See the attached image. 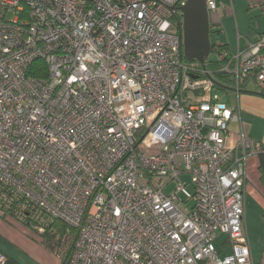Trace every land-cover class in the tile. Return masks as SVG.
<instances>
[{"label":"built area","instance_id":"2783aa9c","mask_svg":"<svg viewBox=\"0 0 264 264\" xmlns=\"http://www.w3.org/2000/svg\"><path fill=\"white\" fill-rule=\"evenodd\" d=\"M185 2L0 0V219L77 229L67 264H255L245 167L262 146L238 96L264 94V34L190 62L172 22Z\"/></svg>","mask_w":264,"mask_h":264},{"label":"crops","instance_id":"0c3cea01","mask_svg":"<svg viewBox=\"0 0 264 264\" xmlns=\"http://www.w3.org/2000/svg\"><path fill=\"white\" fill-rule=\"evenodd\" d=\"M219 4L223 7L221 10L222 16H227L230 14L229 7L221 3ZM231 6L233 0H229ZM252 5H264V0H250ZM262 13L264 14V8H262ZM241 34L239 30L237 31V37ZM264 34L246 32L241 37H247L249 40H254L258 35ZM244 39V38H243ZM237 40V39H236ZM242 42V41H241ZM243 43V42H242ZM225 44L230 48L229 50H236L237 42L234 47L227 41ZM250 90L242 91L238 96V105L240 108V117L242 122L244 132L252 139L253 142L259 143L262 148H264V95L258 92H249ZM257 93V94H256ZM237 125H231V130L235 133ZM259 153L249 155L246 161L245 174L246 181L244 184V223L246 227V232L248 236L251 256L255 264H264V239L257 237L260 233H264V183L261 179L260 171V159ZM260 210L259 213H257ZM12 225L11 222H17L11 218L1 219ZM0 222V226L2 225ZM4 224V223H3ZM7 226L8 225H3ZM4 227V228H5ZM0 229L6 233L11 232L14 229ZM3 233V232H2ZM14 235L13 233H10ZM20 234L23 238L20 240L22 243L25 242V235ZM0 251H2L8 257L9 264H40L37 259L45 264L44 260L37 258L32 253L25 250L22 251L23 258L17 256L15 253H11L10 250L4 247V243L0 239Z\"/></svg>","mask_w":264,"mask_h":264},{"label":"rangeland","instance_id":"374dc122","mask_svg":"<svg viewBox=\"0 0 264 264\" xmlns=\"http://www.w3.org/2000/svg\"><path fill=\"white\" fill-rule=\"evenodd\" d=\"M221 3L226 4L229 7L230 14H227V16L221 17V24L223 27L222 31L218 30V18L216 17V14L214 12H210L209 19H210V35L209 40L210 44H223L227 41L231 44L232 47L235 46L237 42V31L241 35H244L246 32H252V33H264V14L262 13V8H264V5H252L250 4V0H233V4L231 6L229 0H219ZM209 59L212 60L216 57L215 52H210L208 55ZM247 90H250L249 92H256L255 87L252 84H248L246 86ZM218 93L222 95V100L229 103H235V93L234 91H226V90H217ZM242 122L245 123V121L242 120ZM181 180L186 183L185 188L188 192L193 193L194 188L193 184L191 182L190 176L188 174H183L180 176ZM176 185L175 181H171L168 183V185L165 188V193H170ZM180 196L185 200V196L183 194H180ZM192 202H188L186 204L187 207H190ZM259 213L260 210H257ZM0 222L2 225L0 226V229H3L5 226L8 225L9 229H14L11 232L7 233L9 230L6 231H0V239L4 243V247L8 250H10L11 253H15L17 256L23 258L22 251L25 250L28 254V252L32 253L37 258H40L41 260H44L48 264H59L60 258L56 254V251H53L52 249L46 247L42 240L39 239V236L41 234L37 229L29 228L28 225L20 223V222H11L9 224L8 222L1 220ZM4 228V229H5ZM55 232V227L51 229ZM71 231V230H70ZM66 232V237L69 236V232ZM3 232V233H2ZM10 233L15 234L11 235ZM25 235V242L22 243L20 240L23 238L20 234ZM57 235V233H56ZM257 237L264 239V233H260ZM65 238V237H64ZM61 253V250H59ZM37 262L40 264H45L42 261L37 259Z\"/></svg>","mask_w":264,"mask_h":264},{"label":"water","instance_id":"95a60500","mask_svg":"<svg viewBox=\"0 0 264 264\" xmlns=\"http://www.w3.org/2000/svg\"><path fill=\"white\" fill-rule=\"evenodd\" d=\"M179 10L182 11V26L178 27V32L182 39L183 55L190 62L198 61L204 65L211 52L210 25L205 0H186ZM217 85L224 87L218 82Z\"/></svg>","mask_w":264,"mask_h":264},{"label":"trees","instance_id":"16d2710c","mask_svg":"<svg viewBox=\"0 0 264 264\" xmlns=\"http://www.w3.org/2000/svg\"><path fill=\"white\" fill-rule=\"evenodd\" d=\"M172 22L174 26L178 29V23L180 22V19L177 16H173ZM214 47H217L218 49H225L229 50L230 48L228 47L227 44H211V52H214ZM184 58L188 60L185 56ZM219 64V61L212 59L210 60L209 58L206 60V67H214ZM33 70V71H32ZM31 74H37L38 76H45L47 75V69L43 61H37L33 64L31 67ZM219 78L221 77L220 74L217 75ZM217 78V77H216ZM222 78V77H221ZM218 79V78H217ZM220 89V87H218ZM259 159H260V171H261V179L264 183V148L259 152ZM55 227V232L52 231L51 229ZM71 230V231H70ZM69 232L70 237H66V232ZM57 233V235H56ZM77 235V229H72L69 228L66 224L58 221V220H51L47 219L44 223V231L39 236V239L42 240V243L52 249L53 251H56V254L60 258V263L59 264H67L71 252L73 249V244L76 239ZM65 237V238H64ZM61 250V253L60 251Z\"/></svg>","mask_w":264,"mask_h":264},{"label":"flooded vegetation","instance_id":"af4514ba","mask_svg":"<svg viewBox=\"0 0 264 264\" xmlns=\"http://www.w3.org/2000/svg\"><path fill=\"white\" fill-rule=\"evenodd\" d=\"M180 23H181V24H180ZM209 25H210V24H209ZM179 26H182V22H181V21H180L179 24H178V27H179Z\"/></svg>","mask_w":264,"mask_h":264},{"label":"bare ground","instance_id":"6f19581e","mask_svg":"<svg viewBox=\"0 0 264 264\" xmlns=\"http://www.w3.org/2000/svg\"><path fill=\"white\" fill-rule=\"evenodd\" d=\"M209 58V57H208Z\"/></svg>","mask_w":264,"mask_h":264}]
</instances>
